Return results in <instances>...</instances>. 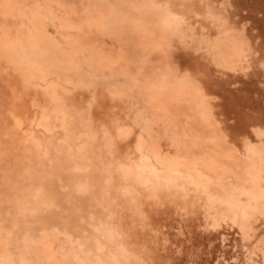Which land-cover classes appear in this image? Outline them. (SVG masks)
<instances>
[{
  "label": "rangeland",
  "instance_id": "rangeland-1",
  "mask_svg": "<svg viewBox=\"0 0 264 264\" xmlns=\"http://www.w3.org/2000/svg\"><path fill=\"white\" fill-rule=\"evenodd\" d=\"M0 264H264V0H0Z\"/></svg>",
  "mask_w": 264,
  "mask_h": 264
},
{
  "label": "bare ground",
  "instance_id": "bare-ground-1",
  "mask_svg": "<svg viewBox=\"0 0 264 264\" xmlns=\"http://www.w3.org/2000/svg\"><path fill=\"white\" fill-rule=\"evenodd\" d=\"M4 257V255H2Z\"/></svg>",
  "mask_w": 264,
  "mask_h": 264
}]
</instances>
